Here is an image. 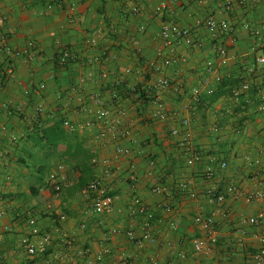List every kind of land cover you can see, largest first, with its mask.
I'll list each match as a JSON object with an SVG mask.
<instances>
[{
	"label": "crops",
	"instance_id": "0c3cea01",
	"mask_svg": "<svg viewBox=\"0 0 264 264\" xmlns=\"http://www.w3.org/2000/svg\"><path fill=\"white\" fill-rule=\"evenodd\" d=\"M165 1L68 0L76 5L81 19L80 24L74 27L68 25L67 17L60 10L55 9L47 16L41 14L49 0L3 1L1 6L7 20L0 25V40L2 36H8L11 43L19 45L33 40L41 54L36 70L22 60H16L15 73L5 74L0 79V264H40L42 260L45 264H97L99 256H103V264H118L121 257H128L133 264H148L152 256L158 258L159 264H252L253 253L264 245L263 202L249 203L228 198L224 204L218 205L206 195L208 188L224 191L232 184L248 190H264V176L247 169L245 160L247 148H262L264 105L255 113L258 115L256 120L250 122L246 119L247 113L236 116L238 103L228 96L233 87L249 80L254 89V102L262 104L264 73L257 70L249 74L244 65L254 66L255 54L262 48L251 30L260 27L264 20V0H179L174 14L168 11L158 14L156 8ZM226 1H236L239 5L230 12L224 6ZM133 2H141L147 7L145 19L130 16L128 7ZM122 10L124 13L120 15ZM210 16L226 19L232 30L214 36L199 22ZM15 22L21 24V38L14 35ZM164 22L192 29L195 37L203 42L202 47H192L187 63L176 62L169 68L160 67L157 56L160 48L173 56L180 51L177 43L167 46L162 40ZM99 34L101 45L90 46L87 40ZM135 43L143 49L142 54L138 53ZM220 46L228 47L233 55L243 56L244 62L229 61L223 81L230 82V91L225 96L214 98L208 95L209 87L215 83L207 72L206 63L216 59ZM64 49L72 50L79 57L87 56L89 63L75 62L65 68L56 66V58ZM10 61L11 58L0 52L2 64L8 67L12 64ZM128 70L135 73H128ZM104 72L109 75L106 79L102 77ZM51 73L54 78L49 77ZM161 75L189 89L203 88V101L192 115L193 135L202 149L216 153L221 152L223 144L227 143L230 147V143H234L236 149L231 154L229 150V153H218L206 159V163L188 164L179 139L171 135L172 128H185L179 121H160L157 110L149 102L142 103L134 94L138 90L149 91ZM85 76L89 95L104 96L106 104L112 109L116 108L113 97L117 95L123 106L131 108V115L136 121L133 133L126 142L134 150L131 157L117 153L112 144L107 149L101 148L102 154L111 159L116 172L126 178L122 184L125 196L118 204V210L111 214H92L91 202L81 195V180H86L87 185L95 178L104 177L100 166H94L89 155L95 140L89 132L81 136L61 128L58 119L59 115L67 112L60 108L58 95L68 91L72 84L81 85ZM41 83H46L47 89L38 93ZM28 89L34 90L30 99L25 96ZM165 100L172 109L181 104V98L173 93L166 94ZM37 106L43 107L44 113L31 119L29 115ZM87 106L88 110H85ZM87 106L82 108L74 102V120L95 117V113L89 112L93 105L88 102ZM19 107L25 108L27 116L17 114ZM212 108L219 113L215 119L209 116ZM234 118L247 124L240 136H230ZM204 123L218 125L220 135L205 131L202 128ZM242 142H245V147L241 146ZM64 143L74 147V156L66 155L67 158H64ZM77 150H80L78 154ZM138 150L143 153L137 154ZM225 159L230 161L228 170L220 167ZM261 159L264 162V154ZM152 162L155 163L153 167ZM60 163L69 168V175L77 183L62 200L56 201L48 193L41 194L40 188ZM132 163L137 164L135 184L128 178ZM206 166L216 173L213 180L205 178ZM150 171H154L157 178L150 177ZM244 176L249 177L246 183L243 182ZM157 180L169 186L172 191L170 198L153 192ZM105 181L111 185L118 184L112 178H105ZM187 182L193 183L197 196L192 197L183 188ZM133 194L143 197L157 220L156 243L146 244L144 248L135 246L126 236L129 229L141 234L140 224L129 215ZM47 200L55 203V212L45 210ZM166 200L171 203L169 211L163 207ZM61 214L68 216L64 224L59 222ZM200 214L216 216L219 240L209 253L196 255L192 240L207 234L195 222V217ZM29 217H35L38 226L54 233L56 238L48 253L33 258H25L21 253L29 231ZM252 217L258 220V225L248 222ZM6 225L10 226V231L5 230ZM61 226L70 231L84 230V243L67 247L56 230ZM166 245L171 246L173 251H167L164 248ZM8 246L13 248V252L7 251ZM182 253L186 254V259L180 257Z\"/></svg>",
	"mask_w": 264,
	"mask_h": 264
},
{
	"label": "built area",
	"instance_id": "2783aa9c",
	"mask_svg": "<svg viewBox=\"0 0 264 264\" xmlns=\"http://www.w3.org/2000/svg\"><path fill=\"white\" fill-rule=\"evenodd\" d=\"M4 0H0V25H3L7 16L3 12L2 4ZM121 1V0H118ZM179 0H167L156 8L158 14L165 13L168 11L170 14L176 12ZM239 5L236 1H226L224 6L228 11H233L236 6ZM60 10L67 17V23L69 26H77L80 24L81 19L77 13L76 5L68 2V0H49L46 7L41 10V14L47 16L53 10ZM129 14L133 18L143 20L148 15L147 7L141 2H133L128 7ZM124 10L121 11L120 15L123 14ZM193 16V14H190ZM200 24L204 26L214 36L225 34L232 30L230 23L226 19H220L217 16H210L208 18L200 19ZM247 28H250L249 24H246ZM21 24L15 22L13 24L14 35L17 38H21ZM251 29V28H250ZM252 35L259 39L261 47L255 54L254 66L244 65L245 71L249 74L256 73L257 70H261L264 73V20L261 22L260 27L251 30ZM55 35V34H54ZM162 40L167 46L178 44L180 51L176 56L170 55L164 48H160L157 52L158 60L161 68H169L176 62L187 63L191 56V49L193 46H203V42L198 40L192 29L182 28L172 22H164L161 30ZM19 41V40H18ZM101 36H92L87 40L90 46L98 47L101 45ZM135 47L139 54L143 53V49L138 43H135ZM0 52L11 58V63L6 67L0 62V79L5 74L13 75L15 73V61L22 60L28 67L36 70L39 67V55L41 50L38 44L29 40L24 45L11 43L10 37L2 36L0 40ZM229 61H234L239 64H243L244 57L241 55H233L231 50L226 46H220L216 55V59L208 60L206 63V69L211 78L214 80V86H210L208 89V95L215 97L218 91V85L221 84L225 78V68ZM75 62H81L82 64L89 63L87 56H77L72 50H62L55 61L56 66L65 68ZM128 73H135L133 70H128ZM49 77L54 78L53 73L49 74ZM86 77L83 79L81 85L72 84L68 91L60 93L58 99L61 102V109H66L67 112L61 118L63 129L77 133L84 136L88 132L91 137L95 140L89 150L91 156V163L94 166H100L104 174L103 178H95L89 182L82 190L81 195L91 202V213L95 215L111 214L118 210V204L122 201L125 196L122 184L125 182V177L119 175L111 159L104 156L101 152V148H106L112 144L115 147L117 153L131 157L134 153L133 148L127 145L126 142L131 137L133 130L136 125L135 118L131 115V108L122 105L120 97L115 95L113 97L115 109L110 108L106 104V99L102 95H89L86 87ZM104 79L108 78L109 75L104 72L102 74ZM210 80L208 79L207 82ZM124 83V81H123ZM47 89L46 83H41L38 88V93H41ZM253 86L249 80L243 81L240 85L233 87L230 91L231 100L236 103L241 101L245 102V108L252 107L254 101L251 98L253 92ZM149 103L157 110V115L160 121H179L185 130L179 127L172 128L171 135L174 138H178L180 141V147L183 155L186 156L188 164L190 166H196L202 161L201 145L198 140L195 139L192 132L193 113L196 112L197 106L203 101V88L194 87L186 88L182 83L175 82L167 76H159L153 84L150 86ZM34 93L33 89H28L25 92L26 99H30ZM168 93H173L178 98H181V104L177 108H170L166 103L165 96ZM262 101L264 103V91L262 93ZM74 102L82 108L87 106L90 102L93 107L89 108V112L95 113V117L89 120H74ZM88 110V106L85 108ZM96 110V112H95ZM70 111V113H68ZM44 113V108L37 106L34 112L29 115L31 119H35ZM231 113V109H230ZM19 116H27L24 107L17 109ZM218 110L215 108L210 109L209 116L211 118L218 117ZM231 116V115H230ZM237 116V115H236ZM202 128L205 131L213 133L220 132V128L216 124H202ZM244 133V123L239 119H232L230 127V136H240ZM241 146L245 147V142L241 143ZM143 152L138 150L137 154L141 155ZM264 154V140L262 148L256 150L254 148H247L245 154L246 167L249 170L256 171L264 176V162L261 159V155ZM151 166H155L152 162ZM229 160H222L221 169L228 170L230 168ZM69 168L60 163L55 171L49 174L44 185L40 188L41 194L45 195L48 193L51 195L53 200L60 201L64 198L68 190L73 187L77 181L69 175ZM137 164L132 163L130 165V175L128 178L135 184L137 182ZM205 178L207 180H213L216 177V173L210 166L205 167ZM150 177L155 178L154 171L149 172ZM105 178H112L118 181L117 185H111ZM249 180L248 176H244L243 182ZM183 188L190 192L192 197L197 196V192L192 182L183 184ZM153 192L159 193L170 198L172 191L167 184L161 183L159 180L153 186ZM207 197L214 204L222 205L228 198L241 199L249 203L257 201L263 202L264 208V190L255 189L248 190L238 184L230 185L226 190L219 191L215 188H208L206 192ZM130 204V217L140 224L141 234L138 235L134 229H129L126 232L128 239L139 248H144L146 244H155V229L157 227V220L155 213L149 206V204L139 194H133ZM46 211L52 213L56 211V205L54 202L47 200L45 202ZM166 211L171 209L170 201L166 200L163 204ZM68 216L61 214L59 222L64 224L67 222ZM196 224L207 231L204 237H196L192 240L193 251L196 255L209 253L218 243L219 230L217 228L216 216H203L197 215L195 217ZM250 224L258 225L259 222L256 218L252 217L248 220ZM27 227L29 229L26 240H24V249L21 251L25 258H33L39 254L48 253L55 243L54 233L42 230L35 217H29L27 219ZM6 231H10V226H5ZM57 232L60 233L65 245L72 248L75 245H82L84 243L85 231L80 232L70 231L65 229L63 226L58 227ZM34 238V239H32ZM104 243V242H103ZM106 244V242H105ZM164 248L172 252L173 248L169 245ZM7 251L13 252V248L8 246ZM107 252V251H106ZM182 259H186L185 253L180 255ZM97 264H103V256L97 258ZM252 264H264V245L253 253L251 257ZM7 264V263H5ZM40 264H45V261H40ZM118 264H133L128 257H121ZM148 264H159L158 258L152 256Z\"/></svg>",
	"mask_w": 264,
	"mask_h": 264
},
{
	"label": "trees",
	"instance_id": "16d2710c",
	"mask_svg": "<svg viewBox=\"0 0 264 264\" xmlns=\"http://www.w3.org/2000/svg\"><path fill=\"white\" fill-rule=\"evenodd\" d=\"M229 91H230V82L224 83V81H223L222 84H221V86L218 88L217 94H216V96L214 98H219V97L225 96V95H227V93H229ZM134 92H135L134 94H136V95L139 96V99L141 100L142 103L148 104V102H149V96H148L149 93L147 92V90H144L143 89V90H138L137 92L136 91H134ZM254 95L255 94L250 95V96L252 97ZM228 96H230V94H228ZM252 99H253V97H252ZM253 101H254V99H253ZM256 104L257 103L254 102L253 105H252V107L245 108V102L244 101H241L240 103H238L236 115L238 113L244 112V113H247V118L246 119H248L250 122L256 120L255 117L256 116L258 117V115L255 114V113H257V111L260 108H262V106L264 105V103L262 101V104L260 105V102L258 101L257 106H256ZM253 106H255V108H253ZM58 117H59L58 118L59 119V123L62 124V122H61L62 116L59 115ZM242 121L244 122V120H242ZM245 126L247 127V124H244V131H245ZM61 128H62V125H61ZM216 135L219 136L220 135L219 132ZM235 149H236V147H235V144L234 143H230V147L226 143V144H223L220 147V151L221 152L220 153L218 152V153L220 155H222V154L229 153V150H230V154H231ZM62 151H63L64 158H67L66 155L74 156V147L72 145L71 146H66L65 143H64V145H62ZM79 151L80 150H77L76 151V154H78ZM201 153H202V158L203 159H202V161L200 163H204V162L206 163V159H208L210 157H213L214 155L218 154V153H216L214 151H207V150L202 149V148H201ZM161 181L163 182V180H161ZM81 182H82V184H81L82 186L81 187L84 188L86 186L85 184L87 183V181L86 180H84V181L81 180L80 183Z\"/></svg>",
	"mask_w": 264,
	"mask_h": 264
},
{
	"label": "rangeland",
	"instance_id": "374dc122",
	"mask_svg": "<svg viewBox=\"0 0 264 264\" xmlns=\"http://www.w3.org/2000/svg\"><path fill=\"white\" fill-rule=\"evenodd\" d=\"M156 174V173H155ZM155 178H157V175L155 176Z\"/></svg>",
	"mask_w": 264,
	"mask_h": 264
}]
</instances>
